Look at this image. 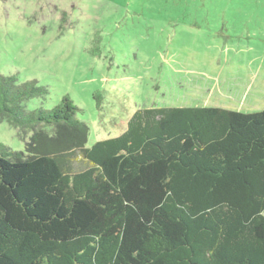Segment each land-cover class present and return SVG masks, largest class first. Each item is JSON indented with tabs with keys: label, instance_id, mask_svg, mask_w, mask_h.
<instances>
[{
	"label": "trees",
	"instance_id": "1",
	"mask_svg": "<svg viewBox=\"0 0 264 264\" xmlns=\"http://www.w3.org/2000/svg\"><path fill=\"white\" fill-rule=\"evenodd\" d=\"M48 94L0 75L26 140L0 147V264H264V109L142 108L86 148L69 96L27 108Z\"/></svg>",
	"mask_w": 264,
	"mask_h": 264
},
{
	"label": "rangeland",
	"instance_id": "2",
	"mask_svg": "<svg viewBox=\"0 0 264 264\" xmlns=\"http://www.w3.org/2000/svg\"><path fill=\"white\" fill-rule=\"evenodd\" d=\"M0 75L48 89L29 110L69 96L86 148L142 108L259 112L264 0H0ZM23 137L0 122V147L24 152Z\"/></svg>",
	"mask_w": 264,
	"mask_h": 264
}]
</instances>
